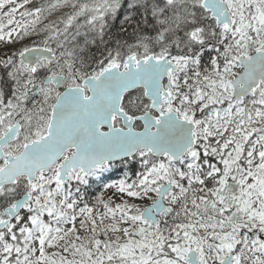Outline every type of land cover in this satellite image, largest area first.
I'll return each mask as SVG.
<instances>
[{
    "label": "snow or ice",
    "instance_id": "obj_1",
    "mask_svg": "<svg viewBox=\"0 0 264 264\" xmlns=\"http://www.w3.org/2000/svg\"><path fill=\"white\" fill-rule=\"evenodd\" d=\"M0 264H264V0H0Z\"/></svg>",
    "mask_w": 264,
    "mask_h": 264
},
{
    "label": "trees",
    "instance_id": "obj_2",
    "mask_svg": "<svg viewBox=\"0 0 264 264\" xmlns=\"http://www.w3.org/2000/svg\"><path fill=\"white\" fill-rule=\"evenodd\" d=\"M35 2L37 4H39V3L45 2V0H35ZM113 31H115V29H113ZM138 168H139V166L137 164H134V163L130 164L128 168L121 166V168L119 170L107 173L105 175V181L106 182H112L115 179L121 178L125 171L128 172V175L130 177L134 178L133 171L137 170ZM129 169H131V170H129ZM97 194H98V191L93 189L90 191L87 199L89 201H92V200H94V195H97Z\"/></svg>",
    "mask_w": 264,
    "mask_h": 264
},
{
    "label": "rangeland",
    "instance_id": "obj_3",
    "mask_svg": "<svg viewBox=\"0 0 264 264\" xmlns=\"http://www.w3.org/2000/svg\"><path fill=\"white\" fill-rule=\"evenodd\" d=\"M108 183H111V182H108ZM97 195H99V192H98V194Z\"/></svg>",
    "mask_w": 264,
    "mask_h": 264
},
{
    "label": "flooded vegetation",
    "instance_id": "obj_4",
    "mask_svg": "<svg viewBox=\"0 0 264 264\" xmlns=\"http://www.w3.org/2000/svg\"><path fill=\"white\" fill-rule=\"evenodd\" d=\"M74 190V189H73Z\"/></svg>",
    "mask_w": 264,
    "mask_h": 264
}]
</instances>
